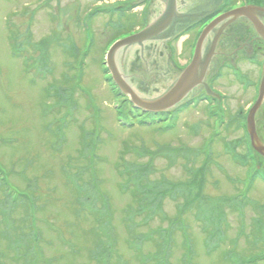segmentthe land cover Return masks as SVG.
<instances>
[{"label":"rangeland","instance_id":"obj_1","mask_svg":"<svg viewBox=\"0 0 264 264\" xmlns=\"http://www.w3.org/2000/svg\"><path fill=\"white\" fill-rule=\"evenodd\" d=\"M106 1L123 0H0V264H26L24 240L31 237L30 233L40 234V241L30 247L37 257L42 256L39 264H47L48 260L51 264H95L88 257L96 240L93 228L100 222L106 225V217L102 221L99 216L75 220L74 211L78 213L80 207L76 200L83 205L86 196L94 199L97 196L94 203L97 213L111 215V230L103 232L109 238L107 243L114 248L108 264H143L142 253L152 258L159 249L156 235L146 236L169 226L168 222L177 218L187 224L185 229L193 254L191 264H244V260L257 256L262 249L253 223L264 221V184L256 177L247 183L250 190L242 211L231 212L230 204L221 241L209 243L212 241L208 242L206 237L212 238L208 231L207 236L202 232L206 227L203 222L212 225L209 217L214 215L217 204L213 206L211 201L198 198L191 211L185 210L181 215L177 207L182 198L176 202L167 199L162 211L167 216L163 223L153 219L147 223L150 227L141 231L129 229L132 236L146 237L140 252L131 251L130 234L122 226L125 212H130L136 201L132 192L124 189L127 163L145 164L155 150L165 145L182 149L183 153L187 152L188 160L182 154L157 155L152 163L154 172L150 174L153 180L164 177L170 183H181L192 172L205 171L209 166H204L205 155L201 152H206L207 146L213 164L206 172L208 178L202 191L210 200L235 197L246 186L242 182L252 175L253 167H240L237 157L244 153L242 149L236 147L233 153L226 150L225 145L241 135L238 129L225 132L221 127L219 135L216 123L210 126L200 110L178 115L171 121L173 126L170 122L137 124L134 122L137 117L128 114V109L122 111L125 124L117 121L115 107L120 101L103 82L99 63L104 61L105 51L113 43L128 39L143 27L140 14L144 17L147 7L143 13L142 7L131 12L133 20L117 16L112 21L101 14L92 21L85 15ZM130 1L133 0L126 3ZM48 37L47 47L37 53L27 52V48ZM11 40L14 44L24 42L25 47L19 46L16 51L11 48ZM130 52L128 49L126 54ZM122 53L116 54V62L120 73L125 75L128 66ZM177 58L181 62L185 60L183 53L177 54ZM262 58L259 57L257 66H243L251 77L252 84L247 85L252 90L260 78ZM217 86L228 96L223 106L228 109L227 117L233 119L231 124L243 121L245 125L246 110L256 95L252 90L243 92L230 77ZM90 105L94 110L88 108ZM239 110L242 115L237 114ZM255 115V131L261 138L264 100ZM90 135H96L94 148L89 144ZM259 142L264 146V141ZM138 150L149 155H141ZM257 157L255 169L262 168V161L264 164V157L258 154ZM77 184L79 190L74 187ZM91 184L96 187L89 190ZM103 200L109 209L104 210ZM29 205L35 208L37 224L25 220ZM84 209L87 212L88 207L84 205ZM141 222L137 220L136 224ZM252 230L256 239L250 234ZM184 240L183 235L175 236L169 264L184 263ZM68 247L76 251L67 255ZM207 249L215 250L209 253ZM226 251H231L230 259ZM252 264H264V258Z\"/></svg>","mask_w":264,"mask_h":264},{"label":"flooded vegetation","instance_id":"obj_2","mask_svg":"<svg viewBox=\"0 0 264 264\" xmlns=\"http://www.w3.org/2000/svg\"><path fill=\"white\" fill-rule=\"evenodd\" d=\"M164 1H148V13L153 16L158 15L164 6ZM244 6L264 9V6L250 3L248 0H177L176 16L166 36L132 49V53L129 54H126L128 50H122L121 55L126 58L123 62L128 66V71L123 74L127 78L126 81L142 96L150 100L159 98L173 86L190 64L196 42L206 25L219 14ZM263 12L255 10L253 11L255 15L252 16L256 22L264 26ZM177 37L187 39L185 50L182 52L185 56L183 62L177 58V54L182 55L178 53L175 45ZM201 49V57L194 77L195 85L187 91L178 106L164 113H155L154 116L166 114L169 117L176 112L182 115L191 110L214 115L215 108L221 105L223 113L227 114L228 109L223 104L228 96L218 88L217 84H220L221 80L225 81L235 70L243 66H255L254 59L259 61V57L264 58V37L257 33L254 23L249 18L227 19L211 30L203 40ZM261 63H263L262 67L264 62ZM239 86L243 92L252 90L251 87H245L243 84ZM252 92L255 94L254 88ZM238 131L241 135L234 139V144L237 148H243L242 130ZM262 137L259 138L261 142L264 141ZM256 158L255 161H259V157Z\"/></svg>","mask_w":264,"mask_h":264},{"label":"trees","instance_id":"obj_3","mask_svg":"<svg viewBox=\"0 0 264 264\" xmlns=\"http://www.w3.org/2000/svg\"><path fill=\"white\" fill-rule=\"evenodd\" d=\"M99 12L98 10H95L94 12H92L93 14ZM46 41H43L41 43H39L40 45H36L35 48H37V50H41V48H44L46 46L47 43H45ZM11 44L12 47L11 48H15V50L17 51L19 46H24V42H20V43H16L14 44L13 41L11 40ZM30 44V42H29ZM30 48V47H29ZM29 48H27V52H29ZM113 87V86H112ZM113 91H116V89H112ZM125 103V101L123 102V104ZM125 107H127L126 105H123L122 110H125ZM132 112V111H131ZM122 114H124L122 112ZM89 137V141H90V146L91 148H94L93 146V139L96 138V135H90ZM227 147H230L229 145ZM206 150V152H204L203 150H201V152L203 153V155H205L204 157V166H206V164H209V166L205 169V171L199 170L197 171V173H191L189 178L181 183H170L168 182V180L163 177L162 180H153L150 177V174L152 172H154V168H153V158L157 155H162L163 157L165 155L167 156H174L176 154H182L183 158H186V160L189 159V156H187V152L183 153L182 149H177L174 148L172 146L169 145H165L163 147H159L157 150H155L151 156H150V161L149 162H145V164H142L140 162L137 163H127L124 166V169L127 172V181L126 183H124V189L126 190H130L132 192V197L136 199L135 202V206H131V211L130 212H125L127 213V216L124 217L123 220V225L124 228H126V231L129 232L130 235L129 236V241L130 243V248H132L131 251L133 252H140L141 251V247L143 246V240L146 237H153L154 235H156L157 241H159V249L158 252L152 257H146L145 254H141V259L143 260L142 263L143 264H169V258L171 256L170 253H172V243H174L175 241V236L177 234H179L180 236L183 235L184 236V249L186 251L185 257L188 259L186 262H184L183 264H191V262H189L190 260V256H192L193 254L192 252V248L190 245V237L186 232L185 227L187 226L185 220L181 221L180 219H175L173 221H169V226L167 227H163L161 229H158L156 231V233H151L150 232V236H140L138 237V235L136 236H132L131 232H130V228L131 230H134L135 228H137V230H143L148 226L147 223L153 221V219H158L160 221L159 224L163 223L165 218L167 216L162 215V211H163V206L165 201H167V199H170L173 202H176L179 198H182V201H180V203L178 204V209L177 212L179 210V213L182 215V212L187 210L191 211V208L193 206V204L195 203V201L199 199H201V201H211L213 203V206H215L217 204L218 208L217 210H213L214 211V215L212 217H209V223H211L212 225H207L205 224V222H203V224L206 226L205 229L203 228V231L205 233V236H207L206 231H208V235L211 238H219V241H221V239H223V232L222 230H224L225 224H227V212L230 208V204H232V211L231 212H241L242 211V207L245 204V199H246V195L248 193V191L250 190V188L248 187L249 185H246V188H241V190H239L236 194L235 197L233 198H218L215 200H210L209 197L207 196H203L201 194V190L204 188V183L205 180L208 178L206 177V172L209 171V167L211 164H213V162H211L210 160V154H209V150L207 149L208 147L205 146L204 147ZM232 149L230 150L231 153H233L234 147H231ZM139 154L141 155H149L148 152H143V150H138ZM187 156V157H186ZM93 158V156H91ZM242 158L245 162V164H247V166H251L250 165V161H253L254 158L252 157L251 151L247 150L246 152H244L242 155L237 157ZM214 161V160H213ZM215 164V162H214ZM203 169V168H202ZM212 169V168H211ZM252 175L249 178V182L250 180H252V178L258 177L259 173L261 172V170H256L255 168L252 169ZM264 178V177H262ZM96 184H91V186H89V189L92 187L94 189V187ZM136 197H134V194ZM97 196H95V199L93 197H86L85 198V203L87 202L88 206L84 203L83 205L80 204V202L76 200V204L80 205L78 211L83 212L84 210V205H86V207H88L89 210L92 211V213L89 212L88 217H91V219L94 218V216H99L100 220L102 221V217H106V225L105 222H100V224H97L96 227L93 228V231L95 230V235L94 237H96V240L94 239V243L93 246L91 247V250H89V260L93 261L95 264H108L111 258V255L113 256L114 253V248L112 250V247H110V245L107 243V237L105 238V234L103 232H106L107 230H111L110 229V223H111V215L108 216L109 214H103L104 212H100L97 213L94 208V203L96 200ZM102 198V197H101ZM99 198V199H101ZM197 199V200H196ZM6 200V199H5ZM109 204V203H108ZM78 208V206H75ZM103 207L104 210H107V208L109 209V205L106 204V202L104 203L103 200ZM76 208V209H77ZM240 210H236L239 209ZM75 209V210H76ZM87 209V210H88ZM132 210H134L132 212ZM264 211V209H263ZM185 213V212H184ZM83 218H87L86 215L83 216L81 215L77 220V222L84 220ZM196 221H198V217L196 215ZM142 220L141 224L137 223V220ZM134 221H136L135 223H133ZM253 223V222H252ZM254 228L258 231V239L259 242L261 243V252L257 255L254 256V260L256 261H262L264 258V221L263 220H255L254 221ZM149 231V230H148ZM253 234V236L256 239V235L255 232L252 230L251 235ZM253 237V238H254ZM27 242H26V253L23 255L25 258L29 259V264H36L35 258L37 257L36 251H33V249H31L30 247L34 245V243H37L39 241V237L37 235H33V236H27ZM206 239L208 240V238L206 237ZM254 239V240H255ZM87 243V242H85ZM207 245V243H206ZM111 248V249H110ZM68 249V251L66 252L67 255H70L73 253V251H76L74 249V247H68L66 248ZM111 251H113V253L111 254ZM231 253V251H227V257H229V254ZM80 254V252L78 253V255ZM78 257V256H77ZM193 257V256H192ZM38 258V257H37ZM42 258V256H40V259ZM76 258V257H75ZM54 260V259H53ZM78 260V259H76ZM35 261V262H33ZM40 261H37V264H39ZM72 264V263H70Z\"/></svg>","mask_w":264,"mask_h":264},{"label":"water","instance_id":"obj_4","mask_svg":"<svg viewBox=\"0 0 264 264\" xmlns=\"http://www.w3.org/2000/svg\"><path fill=\"white\" fill-rule=\"evenodd\" d=\"M246 11L242 9L233 10L230 13H226V15H223L219 17L217 20L213 21L210 25H208L202 32V35L200 40L198 41V44L195 49L194 58L192 61V64L189 66V68L186 70L185 74L177 81V83L171 88V90L162 97V99H158L157 101H148V100H140L139 96L136 95L135 91L121 78V76L117 72V68L115 66V56L120 51V49H123L124 47H127L128 45H132L135 43H142L143 41H146L147 38L152 37L156 35L158 32L164 30L173 20L175 17L174 7H173V0H168V3L166 5L165 10L163 13L159 16V19L155 21L151 26L146 28L145 30L132 35L128 39H125L123 41H117L114 43L110 49L108 50L105 58V66L107 67V70L111 76V79L113 83L119 88V91H121L122 95H125L129 97L130 102L133 104L134 107L141 109L143 112H155V111H164L165 109H169L176 105L185 95V93L195 85V74L197 73L198 69V56H199V50H200V42L203 39V37L209 32V30L215 26L219 21L228 18V17H237L244 15L246 16ZM256 27L259 32H261L264 35V29L263 26L259 23L256 24ZM150 34V36H148ZM148 36V37H147ZM147 37V38H146ZM258 99L255 102V105L251 108L249 111V115L247 118V128L250 135L251 144L254 149V151L260 155L261 157H264V146L261 145L255 135H254V121L253 117L259 106L261 105L263 99H264V77L262 79V83L260 85V91L258 94ZM170 100V101H169Z\"/></svg>","mask_w":264,"mask_h":264},{"label":"bare ground","instance_id":"obj_5","mask_svg":"<svg viewBox=\"0 0 264 264\" xmlns=\"http://www.w3.org/2000/svg\"><path fill=\"white\" fill-rule=\"evenodd\" d=\"M7 1H9V2H11L12 0H7ZM39 1V0H38ZM49 1V0H48ZM126 1H128V0H123V1H120V2H114V3H110V2H108V1H106V2H104V4L105 5H99V6H94V8L92 9L93 11H91V12H89V13H85V15L87 16V17H89L90 19H92V21H93V19L95 18L96 19V17L97 16H99V15H103V16H107V17H109V19H111L112 21H113V18L114 17H117V16H121V17H123V18H130L131 20H133L134 18H133V16H131L130 15V13L132 12V13H134L135 11H136V9H137V7L139 8V7H142V10H141V13H143V11H144V9H145V5H132V4H130V3H126ZM165 3H168V0H165L164 1ZM46 3V2H45ZM108 4H112V5H109V6H107ZM176 4H177V0H173V7H174V12L176 11L175 9H176ZM95 10H98L99 12H97V13H95V14H93L92 12H94ZM148 7H147V9H146V11L144 12V17H142V15L140 14V17H141V21H142V23H143V27H141L140 29H137V31L136 32H134V33H139V32H141V31H143V30H145L146 28H148L149 26H151L155 21H157L158 19H159V14L158 15H156V16H153L152 14H149L148 13ZM171 25H173V21L164 29V30H162V31H160V32H158L156 35H154V36H152V37H148V36H150V34L146 37L147 38V40L149 39V41H154L156 38H159V37H162V36H166L168 33V31H169V28H170V26ZM133 33V34H134ZM28 35L27 36H29L30 34L29 33H27ZM31 36V35H30ZM131 37V36H130ZM129 38V37H128ZM127 39V38H126ZM47 40H49V37L48 38H46L44 41H46L47 42ZM123 40H125V39H123ZM122 40V41H123ZM29 42H32V40H30ZM45 42V43H46ZM178 42V43H177ZM186 42H187V39L186 38H181L180 40H178L177 38L175 39V43H177V45H176V47H177V49H178V53L180 54V53H182L184 50H185V48H184V46H185V44H186ZM41 43V42H40ZM36 45H40L39 43H36V44H33V47H31V48H29V52L30 53H37V51L39 52L40 50L38 49L37 50V48H35V46ZM46 47H47V44H46ZM140 47H142L141 46V44L140 43H135V44H132V45H128L127 47H124L123 49L124 50H132V49H135V48H140ZM30 50H32V51H30ZM201 47H200V50H199V56H198V59L201 57ZM195 54V53H194ZM50 57H51V55H50ZM65 58V57H64ZM115 66H116V68H117V72H118V74L122 77L121 79L123 80V81H125L126 83H127V78L122 74V73H120V71L118 70V66H117V64H116V56H115ZM67 62H68V60H66L65 61V63L67 64ZM68 65V64H67ZM99 70H100V72L102 73V75L104 76V78H103V82H105V83H107V85L110 87L111 85H114L116 88H118L114 83H113V81H112V79H111V76H110V74H109V72H108V70H107V67L105 66V64L103 63V62H100L99 63ZM248 66H250V65H248ZM86 67V66H85ZM250 67H254V66H250ZM51 68H52V66H51ZM244 67H242L241 69H239V70H235V72H233V75L231 74L230 75V78L232 79V81H234V83L235 84H241L240 82H239V80H244V81H246L248 84H252V83H250L251 82V77H249V75H247L245 72H244ZM51 71V70H50ZM119 89V88H118ZM171 90V89H170ZM169 90V91H170ZM136 93V95H138L139 96V93H137V92H135ZM168 93V92H167ZM166 93V94H167ZM165 94V95H166ZM139 98H140V100L142 99L140 96H139ZM143 100V99H142ZM170 101V100H169ZM262 103H263V101H262ZM88 108L90 109V110H94V106L93 105H90V106H88ZM257 112V111H256ZM94 113V112H93ZM248 115V114H247ZM247 115H245V117H246V120H247V118H248V116ZM94 116H95V118H98V116H97V114L96 113H94ZM256 117L254 116L253 117V121L254 122H256ZM255 124H254V135H255V137H256V139H257V141L259 142V138H260V136H257V134H256V131H255ZM260 126H264V122L263 123H261V125ZM248 129L249 128H247V129H244L243 131H244V136H243V138H244V145H246V149L247 150H249V151H251V153H254L255 155L257 154L255 151H254V149H253V147H251L252 146V144H251V139H250V135H249V132H250V130L248 131ZM263 138V140H264V136L262 137ZM257 157V156H256ZM262 163V166L260 165V167H262L261 169H264V164H263V161L261 162ZM256 184V183H255ZM264 184V183H263ZM74 187H76L77 188V190H79V185L77 184V186H74ZM90 190V189H89ZM79 194H81V193H79ZM87 197V196H86ZM85 197V198H86ZM91 197V196H90ZM79 201V200H78ZM84 203H85V201H84ZM87 206H88V204H87V202L85 203ZM216 239H218L219 240V238H212L211 240H208V241H214V240H216ZM212 241V242H213Z\"/></svg>","mask_w":264,"mask_h":264}]
</instances>
